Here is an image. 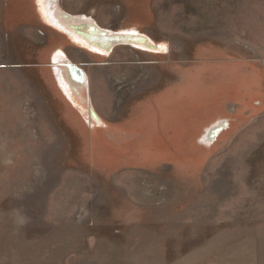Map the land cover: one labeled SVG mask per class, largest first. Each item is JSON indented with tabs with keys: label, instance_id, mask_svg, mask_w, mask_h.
Listing matches in <instances>:
<instances>
[{
	"label": "rangeland",
	"instance_id": "374dc122",
	"mask_svg": "<svg viewBox=\"0 0 264 264\" xmlns=\"http://www.w3.org/2000/svg\"><path fill=\"white\" fill-rule=\"evenodd\" d=\"M60 6L171 53L121 46L107 62L72 46L38 0H0V264L264 263V0ZM57 51L125 134L97 140L46 76ZM148 114L165 141L130 128Z\"/></svg>",
	"mask_w": 264,
	"mask_h": 264
},
{
	"label": "flooded vegetation",
	"instance_id": "af4514ba",
	"mask_svg": "<svg viewBox=\"0 0 264 264\" xmlns=\"http://www.w3.org/2000/svg\"><path fill=\"white\" fill-rule=\"evenodd\" d=\"M38 1H39V7H40L41 11L44 12L43 16L47 17V19H48V13H47L48 8L47 7H48L51 0H38ZM59 1H61V0H59ZM76 16H79V15H76ZM80 17L88 19V17H86L84 15L80 16ZM98 27H99V25H98ZM99 28H101V27H99ZM101 29H104V28H101ZM105 30L108 33H110L112 37L116 36L117 41H120L123 43L122 45L114 48L113 51H111V53H109V54H108L107 50L104 49L102 44H100V43L99 44H89L88 40L85 41L88 44H85V43L84 44L87 46L89 45L92 50L91 49L87 50V48L85 49V48L77 47L78 45L76 43L79 42L80 40H82V37L79 36L77 33L71 34V36H70L71 38L70 37L68 38V42H70V44L72 46H75L79 50H84V51L88 52L91 56L98 58V59H105L107 62L113 57V55L115 54V50L121 46L129 48L131 53H134V55H136V54L137 55H143L145 57H150V58H162V57L168 56L171 53L169 51V48L166 45H164V43L155 41L148 34H145L143 31H140L138 29L132 28V29H127V30H121L118 32H112V31H109L107 29H105ZM64 36L67 37L66 35H64ZM70 39H72V40H70ZM78 44H80V42ZM105 54L108 56H106ZM65 60H67V58H66V54L64 52L57 51L56 53H54L52 58H51L50 63L46 66V69H47L46 70V76H47V78H49V76H50L49 74H52L54 76V80L56 81L55 83H56V86L58 88V91L67 100L68 98L66 96V93L64 92V90L62 89V87L60 85L64 86L63 88H66V90L69 94V97L74 102V104L77 106L78 110L77 109H74V110H76L77 113H79V116L81 117V119L83 118L84 122H86V124L90 125V128L93 131H95L94 135L96 136L97 140L99 139L100 136L101 137L103 136L106 139L111 140L114 137H118L121 134H125L127 132V130H123V129H127L129 127L126 128L125 126H117L118 123L116 121H112V120H108V119L106 120V119L102 118V116H100L101 121H98V118L92 119V117L90 115V111L92 110L91 102H90L89 106L87 104H86L87 106L84 104V102L82 100L83 97H82L81 91L76 89V86L71 82V80L64 73L65 70L62 67L64 65L63 62ZM72 63H74V62H72ZM77 66H79V65H77ZM64 68H66L65 65H64ZM9 84H10V87L14 86L13 84H11V82ZM148 113H150V112H148ZM144 118H146V120L144 122H141V124H139V125L134 124L130 128H136V129L140 128L142 130L147 129L151 132L154 131V132H156V134H158L157 137L159 139L156 140L157 142H160V139L161 140L163 139V141H165L166 137L163 134V129L167 130V128L166 127L165 128L159 127L157 125V123H158L157 120H155L154 116H152L151 114H148V116H145L142 119H144ZM173 119L176 120V117H174ZM159 123H162V122H159ZM227 129H229L228 121L222 120L221 124L213 126V128L207 132V136L205 137V139L203 141L209 142L212 140H217L219 138V136L221 134H223ZM123 138L129 139L126 135ZM123 138H122V140H125ZM154 153H156V148H154ZM15 164H16V162H15Z\"/></svg>",
	"mask_w": 264,
	"mask_h": 264
},
{
	"label": "water",
	"instance_id": "95a60500",
	"mask_svg": "<svg viewBox=\"0 0 264 264\" xmlns=\"http://www.w3.org/2000/svg\"><path fill=\"white\" fill-rule=\"evenodd\" d=\"M48 18L52 21L54 26H56L62 33L71 36V30L74 33L81 34L82 37L89 41V44H102L105 50L113 51V49L117 46L122 45L123 43L117 41L116 36L112 37L111 34L108 33L105 29H101L98 25L93 21V19H84L79 18V16L72 17L66 14L60 7L59 2L57 0H51L48 5ZM68 29V30H66ZM115 35V34H114ZM106 55V54H105ZM108 56V55H106ZM66 68L65 74L71 80V82L76 86V89L81 91L82 97L85 103L88 101L89 91H88V83L86 78V72L76 64L71 63L68 60L63 62ZM85 95V96H84ZM85 97V99H84ZM90 115L92 119H96V112L92 109L90 111ZM98 118V117H97Z\"/></svg>",
	"mask_w": 264,
	"mask_h": 264
},
{
	"label": "bare ground",
	"instance_id": "6f19581e",
	"mask_svg": "<svg viewBox=\"0 0 264 264\" xmlns=\"http://www.w3.org/2000/svg\"><path fill=\"white\" fill-rule=\"evenodd\" d=\"M58 2H59V5H60V1L59 0H57ZM61 7V6H60ZM66 13V12H65ZM67 14V13H66ZM69 15V14H68ZM70 16H72V15H70ZM72 17H75V16H72ZM66 30H68V29H66ZM71 33L70 34H74V32L71 30L70 31ZM78 34V33H77ZM79 36H81L82 37V35L81 34H78ZM111 36V35H110ZM82 40H87V39H85L84 37H82ZM107 52H108V54L109 53H111V51L110 50H107ZM67 58V57H66ZM68 60V59H67ZM69 61V60H68ZM72 63V62H71ZM86 78H87V75H86ZM87 83H88V80H87ZM87 88H88V91H89V85L87 86ZM89 95H90V92H89ZM83 102H84V100H83ZM84 104L86 105V103L84 102ZM87 106V105H86ZM92 109H93V107H92ZM94 110V109H93ZM94 112H95V110H94ZM97 114V113H96ZM96 117V116H95ZM97 117H98V120H100V117L97 115ZM97 117H96V119H97ZM101 121V120H100Z\"/></svg>",
	"mask_w": 264,
	"mask_h": 264
},
{
	"label": "trees",
	"instance_id": "16d2710c",
	"mask_svg": "<svg viewBox=\"0 0 264 264\" xmlns=\"http://www.w3.org/2000/svg\"><path fill=\"white\" fill-rule=\"evenodd\" d=\"M79 18H81V17H79ZM84 19H86V18H84ZM79 42H80V44H78ZM79 42L76 43L78 45L77 47H79V48H85V49L87 48V50L88 49H91L89 45L88 46L85 45V44H88V43L85 42V40H80Z\"/></svg>",
	"mask_w": 264,
	"mask_h": 264
},
{
	"label": "crops",
	"instance_id": "0c3cea01",
	"mask_svg": "<svg viewBox=\"0 0 264 264\" xmlns=\"http://www.w3.org/2000/svg\"><path fill=\"white\" fill-rule=\"evenodd\" d=\"M89 92H90V88H89ZM239 264H243V263H239ZM249 264H264V263H249Z\"/></svg>",
	"mask_w": 264,
	"mask_h": 264
}]
</instances>
